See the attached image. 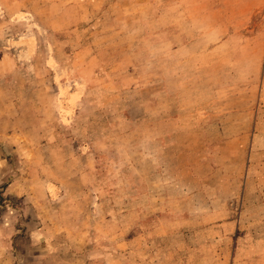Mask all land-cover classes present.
Wrapping results in <instances>:
<instances>
[{"label": "rangeland", "instance_id": "obj_1", "mask_svg": "<svg viewBox=\"0 0 264 264\" xmlns=\"http://www.w3.org/2000/svg\"><path fill=\"white\" fill-rule=\"evenodd\" d=\"M0 264H264V0H0Z\"/></svg>", "mask_w": 264, "mask_h": 264}]
</instances>
